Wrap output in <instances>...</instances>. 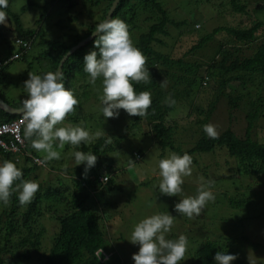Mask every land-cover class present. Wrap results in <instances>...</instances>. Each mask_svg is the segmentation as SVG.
<instances>
[{"label":"rangeland","instance_id":"1","mask_svg":"<svg viewBox=\"0 0 264 264\" xmlns=\"http://www.w3.org/2000/svg\"><path fill=\"white\" fill-rule=\"evenodd\" d=\"M96 1V0H94ZM210 3L199 0H165V5L171 10L172 17L177 21L189 19V25L197 20L195 29L181 26L179 29L172 27L170 35L161 36L165 44H155V48L170 55L172 60H184L187 64L199 62L202 64L197 70L199 80L195 87H190L188 81H177L172 77L161 75V69H168L164 65L156 68L159 77L158 86L151 93V99L161 92L169 93L173 90L177 96L176 108L166 119V126L173 128L172 140L176 147L188 151L196 146L205 134L203 128L207 124L216 127L218 136L228 129L241 138L250 137L253 141L264 143V81L260 78L244 76L242 80H231L222 85L231 74H220L218 70L215 77L207 74V67L212 63L222 60L218 50L233 43V38L226 31L219 32L213 41L203 49L190 52L201 35L213 32L218 27H244L251 26L256 20L255 14L264 20V15L254 13L258 5H263L264 0H239L248 4L250 13L240 14L232 10L229 0H210ZM223 3L224 5H222ZM28 6L27 9H24ZM7 24L0 25L1 54H6L17 36L15 18L11 13L18 14L26 28H43L44 36L38 37L35 45L30 49L27 60H13L5 68L3 80L17 79L21 73L26 72L28 63L33 64L29 73L42 74L49 69L48 57H40L48 41L72 42L77 34H84L89 24H94L100 17V9L89 0H8ZM44 14V15H42ZM193 24V23H192ZM138 28L130 30V38L135 46L140 32L147 28V24L140 22ZM198 30V32H197ZM264 39V30L258 35V41L252 47L244 46L242 56H251L255 48ZM178 67V68H177ZM173 67L170 73L183 74L180 66ZM183 70L186 66H183ZM75 80L74 93L83 105L76 112L62 121L60 126L68 123L81 125L91 135L101 132L99 139L92 140L88 145L105 139L108 135L112 142L113 150L106 152V157L101 162L109 163L115 168L110 174L111 190H91V199L87 207H94L103 218L100 224L105 232L107 249L102 264H134L132 255L139 250V245H134L127 239L130 238L134 225L145 216L169 212L174 215V224L167 234V238L176 239L180 234L187 237L188 245L185 259L180 264H199L198 252L210 243L217 244L219 251L235 254L237 259L231 264H264V178L262 175L249 174L241 165L239 159L230 155L226 148H216L211 152L194 153L197 162L192 164V175L184 178L182 193L178 196H168L159 193V168L160 159L170 153H176L171 147L164 149L158 142L154 131V123L144 120L138 126L134 125L135 116H128L121 109L118 118H108L102 115V105L99 100L101 81L98 79L95 86L88 82L87 74L81 70ZM191 76L192 74H188ZM12 80V79H11ZM179 80V79H178ZM227 81V80H226ZM9 81L7 82V84ZM10 83L13 85L15 82ZM22 86V80H16ZM11 85V86H12ZM14 87V86H13ZM87 93V97L85 95ZM14 95L17 93L14 90ZM239 97L238 105L233 106L230 96ZM166 97L162 100L167 103ZM256 102L261 106L260 113L251 125L248 114L255 108ZM105 143V142H104ZM80 148L65 144L63 148L54 145V149L61 154L60 160H52V164L38 169L32 174L30 180L41 185L43 192L48 185H59L75 189L74 181L79 179L74 167L72 153L81 151ZM44 156V153L38 152ZM141 157L138 158L137 155ZM22 156V155H21ZM17 159V158H16ZM2 162V161H0ZM52 166H55L52 167ZM116 169V170H115ZM72 170L73 172L71 173ZM211 181V190L215 201L209 202L202 210L201 215L188 219L174 210L175 203L187 196L196 195L197 188L205 182ZM67 193V202L61 205L59 213L65 214L67 207L72 206V193ZM244 199L246 205L238 207L230 201ZM5 205L0 203V215ZM54 213L46 210L39 219L38 230L44 228L41 235V246L34 252L29 260L20 261L21 264H46V260L55 254V242L60 231V225ZM63 216V215H62ZM17 237L15 238V240ZM14 238L12 237V243ZM3 244V241H1ZM16 251V249H15ZM86 255V254H85ZM7 263L17 260L6 254ZM108 258V259H105ZM100 263V264H101ZM55 264H87L86 256L80 261L66 262L55 260Z\"/></svg>","mask_w":264,"mask_h":264},{"label":"trees","instance_id":"2","mask_svg":"<svg viewBox=\"0 0 264 264\" xmlns=\"http://www.w3.org/2000/svg\"><path fill=\"white\" fill-rule=\"evenodd\" d=\"M64 1V0H62ZM100 9V17L95 21L94 24H89L87 31L83 34H77L72 42L66 41H48L44 40L47 45L46 50L41 53L40 57H48L49 69L47 71H55L59 68V65L64 56L69 52L71 48L76 46L79 42L83 41L87 37L93 34L96 30V25L106 20L109 11L115 0H89ZM201 1V0H199ZM206 1V0H203ZM211 1L208 0L207 3ZM232 10L240 14H248L251 12L248 4H242L239 0H229ZM224 5L223 3H221ZM25 6L24 9H27ZM8 9V7H7ZM254 13L264 15V4L258 5ZM15 18L17 36L15 42L10 45L6 54H1L0 60H4L12 56L16 52H21L22 47L17 46V40L22 39L23 41L29 42L32 48L36 44L38 37H43V28H26L23 24L22 19L18 14L11 13ZM44 15V14H42ZM256 20L251 26L244 27H218L213 32L206 35H201L199 42L190 49V52H195L203 49L209 42L213 41L215 36L221 32L226 31L234 39V44H229L224 47L222 44L218 52L222 56V60L217 63H212L207 67V74L211 77H215L214 71L218 70L220 74H231L227 79L222 80V85H225L231 80H242L244 76H251L254 78H260L264 81V39L255 48V53L251 56H242L244 46L252 47L258 41V35L264 30V20L259 15L255 14ZM121 18L126 22L129 28V32L132 29L138 28L140 22L147 24V28L140 32L139 37L135 46L139 48L143 55L146 57L145 67L149 68L150 82L145 84L143 82L135 83L134 89L137 92L148 91L150 94L158 86V79L156 75V68L162 65L171 69L173 67L180 66V74L170 73V70L161 69V75L164 77H172L177 81H188L190 87H195L201 77H198L197 70L202 64L195 62L193 64H187L184 60H172L169 54L159 51L155 48V44H165L161 36L170 35V29L175 27L179 29L181 26H189L191 30L195 29L197 20L192 21L189 25V19L177 21L172 17L171 10L165 5V0H120L116 7L112 18ZM198 32V30H197ZM1 37H5L4 34L0 33ZM98 39L96 36L90 42H88L82 48L76 50L69 58L65 61L63 66V72L65 75V87L75 90V80H78V76L81 70H83L84 56L92 50H97L94 46V40ZM30 49L27 52H23L18 59L15 60H27L30 55ZM11 64V63H9ZM6 64L2 67L0 72V97L7 102L10 106L20 109L22 108V100L27 98V93L24 89V82L28 79L27 72L31 71L33 64L28 63L26 72L21 73L17 79L7 78L3 80V74L5 68L9 65ZM183 66H186L183 70ZM178 68V67H177ZM191 76H187L188 74ZM12 79V80H11ZM179 79V80H178ZM16 80H22L23 85L16 84ZM227 80V81H226ZM9 83L7 84V82ZM15 82V84H11ZM12 85V86H11ZM14 86V87H13ZM14 90L17 93L14 95ZM87 97V93L85 92ZM169 95L175 100L174 105L163 103L162 100ZM177 96L173 90L167 92H159L155 98L152 99V104L148 110L146 117L140 118L135 116L134 125L138 126L144 120H151L154 123V131L158 142L161 146L166 149L171 147L177 154L183 155L184 153L189 154L193 162H197L193 156L194 153L211 152L216 148H226L230 155L239 159V166L244 168V171L249 174L262 175L264 178V143L253 141L250 137L241 138L238 137L233 130L228 129L219 135L217 138H209L206 134L203 135L196 146L189 149L188 151H182L181 148L176 147L173 140V128L166 126V119L169 114L176 108ZM230 100L233 106L238 105L239 97L230 96ZM82 103L76 106L75 111L70 113L66 118L72 117L79 107H82ZM255 108L248 114L249 124L251 125L254 118L260 113L261 106L257 105L256 102L252 103ZM264 107V104L263 106ZM19 117L18 114H12L0 107V123L10 122ZM65 118V119H66ZM24 135V127H23ZM26 148L23 151V155L13 154L0 147V161L12 160L16 163L17 167L22 170V179L30 180L32 174H36L38 169L47 167L48 164H52L53 161H47L44 156L40 155L34 149L31 148L30 141L26 140ZM113 150L112 146H107L104 143V139L94 143L92 146L82 145L81 151L93 152L97 155V162L95 167L90 169L86 177L84 175V166L79 165L77 173L79 179H75V189L71 192V188L63 186L61 180L59 185H48L47 190L43 192L42 186H39V191L33 202L26 206H21L18 201V193L13 192L10 197L8 205L4 207L3 212L0 215V264H9L5 258L6 254H10L12 258L17 260L11 262V264H21L22 260H29L33 256L34 252H38L41 246V235L44 232V228L37 229L40 217L45 214L46 210L52 211L54 216L60 225V231L55 242V254L46 260V264H55V260H62L66 262H76L86 256L87 264H100L102 258L105 257V250L107 249V241L105 232L100 224L102 215L95 210L94 207H87V203L91 199V190H111L110 174H112L113 165L109 163H103L106 157V152ZM17 158V159H16ZM35 158H40L44 162L40 165L35 161ZM55 168V166H52ZM116 170V169H115ZM73 172L72 170H68ZM108 176L110 180L104 183L102 178ZM17 184L19 181L16 182ZM15 187V185L13 186ZM72 193V206L67 207L65 214L59 213L61 211V205L68 203L67 193ZM231 203L237 204L238 207L246 205L244 199L240 201L231 200ZM63 215V216H62ZM12 237L14 242L12 243ZM17 239L15 240V238ZM3 241V244H1ZM16 249V251H15ZM103 249L102 256L98 258L95 254ZM219 251L217 244L210 243L204 246L198 252V263L199 264H215L214 256ZM86 254V255H85ZM102 264V263H101Z\"/></svg>","mask_w":264,"mask_h":264},{"label":"clouds","instance_id":"3","mask_svg":"<svg viewBox=\"0 0 264 264\" xmlns=\"http://www.w3.org/2000/svg\"><path fill=\"white\" fill-rule=\"evenodd\" d=\"M7 7L8 0H0V25L7 24ZM93 35L98 36L94 40L98 51L92 50L85 54L83 71L91 85L95 86L98 79L101 81L99 100L103 118L105 121L108 118H118L121 109L128 116L146 117L152 104L151 94L148 91H135L133 82L149 83L150 72L145 67L146 57L130 38L128 25L121 18L110 17L96 25ZM24 89L27 93V98L22 100L24 138L30 141L32 149L45 154V160L61 159V154L54 149V145L63 148L67 144L80 148L81 145L101 138V132L93 136L79 124L68 123L58 127L79 104L74 91L65 87L62 69L42 74L29 73ZM166 102L169 105L175 104L171 97ZM203 131L209 138L218 137L216 127L212 124L205 125ZM104 142L106 145L110 144L111 137L106 135ZM72 156L74 167L84 166L85 177L97 162V155L90 151L77 150ZM192 164L193 159L187 153L180 155L173 152L160 159L159 193L180 195L184 178L192 175ZM107 180L104 176V181ZM211 185V181L202 183L197 188L196 195L180 199L174 205L175 212L188 219L201 215L205 206L215 201ZM38 191L39 184L23 180L22 170L15 162H0V203L8 205L13 192H16L19 204L26 206L33 202ZM173 224L174 215L165 212L145 216L134 225L130 238L127 239L132 244L139 245L138 252L132 255L134 264H180L185 259L187 237L180 234L176 239L167 238ZM102 252L103 249H100L95 255L100 258ZM236 259L235 254L223 251L216 252L214 256L215 264H231ZM250 264L256 262L250 260Z\"/></svg>","mask_w":264,"mask_h":264},{"label":"built area","instance_id":"4","mask_svg":"<svg viewBox=\"0 0 264 264\" xmlns=\"http://www.w3.org/2000/svg\"><path fill=\"white\" fill-rule=\"evenodd\" d=\"M17 46L22 47V49H20L21 52H16L4 60L1 59L0 72L4 65L11 63L15 59H18L23 52H27L31 47L29 42L23 41L22 39L17 40ZM24 123L23 113L13 121L0 123V147L13 154L23 155V151L26 148V141L23 135ZM137 157L140 158L141 155L138 154ZM35 161L40 165L44 164L40 158H35ZM105 178H108L107 182L110 180L108 176H105ZM102 180L104 183H107L104 181V177Z\"/></svg>","mask_w":264,"mask_h":264},{"label":"water","instance_id":"5","mask_svg":"<svg viewBox=\"0 0 264 264\" xmlns=\"http://www.w3.org/2000/svg\"><path fill=\"white\" fill-rule=\"evenodd\" d=\"M119 2H120V0H115L114 1V3H113V5H112V7H111V9H110V11H109V14H108V16H107V18L106 19H108V18H112V16H113V14H114V11H115V9H116V7L118 6V4H119ZM95 32V31H94ZM93 32V33H94ZM96 37V35H90L89 37H87L86 39H84L83 41H81V42H79L76 46H74L73 48H71L70 50H69V52L64 56V58L62 59V61H61V63H60V65H59V68L58 69H62L63 70V66H64V63H65V61L69 58V56L71 55V54H73L76 50H78V49H80V48H82L83 46H85L88 42H90L92 39H94ZM0 107L2 108V109H4L5 111H7V112H9V113H12V114H18V115H20V114H22L23 112H22V108H20V109H16V108H14V107H12V106H10L7 102H5L1 97H0Z\"/></svg>","mask_w":264,"mask_h":264}]
</instances>
